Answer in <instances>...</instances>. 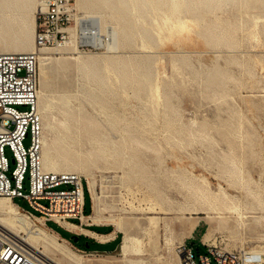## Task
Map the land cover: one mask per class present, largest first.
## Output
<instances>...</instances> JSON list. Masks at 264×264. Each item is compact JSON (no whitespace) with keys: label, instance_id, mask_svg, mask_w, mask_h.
<instances>
[{"label":"rangeland","instance_id":"obj_1","mask_svg":"<svg viewBox=\"0 0 264 264\" xmlns=\"http://www.w3.org/2000/svg\"><path fill=\"white\" fill-rule=\"evenodd\" d=\"M76 6L128 35L120 34L115 52L105 45L76 49L72 39L46 48V60L39 57L43 150L75 162L58 171L79 174L87 189L94 182L95 198L88 189L84 211L91 215L95 205V215L107 222L77 224L112 227L103 235L119 237L108 251L115 243L100 244L106 241L49 221L68 237L60 243L82 264H180L178 245L207 253L202 241L226 251L260 252L264 259L263 0L163 5L161 14L147 9L144 26L134 22V29L110 7ZM9 47L0 44L2 51ZM78 50L113 63L87 75L75 63ZM195 181L231 199L198 196ZM202 207L241 211L220 218ZM72 234L82 237L75 242ZM124 234L143 251L124 255Z\"/></svg>","mask_w":264,"mask_h":264},{"label":"built area","instance_id":"obj_2","mask_svg":"<svg viewBox=\"0 0 264 264\" xmlns=\"http://www.w3.org/2000/svg\"><path fill=\"white\" fill-rule=\"evenodd\" d=\"M97 27L86 22L75 0H42L36 11L34 45L61 47L72 39L76 48H97ZM102 38L107 39L105 33ZM39 62L36 51L0 50V197H8L18 211L42 226L49 221L89 225L83 177L72 171L45 169L42 159L43 121L38 106ZM29 137V144L25 140ZM9 150V157L6 150ZM27 181V187L25 182ZM21 198L26 206L16 201ZM207 253L196 254L181 243L180 264H264L260 252L226 251L201 242ZM0 264H52L39 252L0 226Z\"/></svg>","mask_w":264,"mask_h":264},{"label":"bare ground","instance_id":"obj_3","mask_svg":"<svg viewBox=\"0 0 264 264\" xmlns=\"http://www.w3.org/2000/svg\"><path fill=\"white\" fill-rule=\"evenodd\" d=\"M79 6L83 8H93L96 6H106L115 11L120 12V17L126 24L132 29L136 25L144 26L143 19L147 17V9H150L158 14H161V6H168L170 9H183L188 6L189 2L194 0H75ZM81 1V2H80ZM205 2H232L233 5L243 3L244 5L251 4L257 0H204ZM264 2V0H263ZM42 0H0V44L2 46L11 48L5 49L4 52H29L36 51L39 57L46 60L49 51L46 48L37 49L34 45V33L36 27V11L40 8ZM86 22L92 26H95L99 30L100 36L95 37L93 42L99 46L105 45L106 51L115 52L119 46L120 34L128 35V31L125 28H118L114 25H107L103 20L101 14H94L92 10L84 15ZM134 22L136 25H134ZM105 33L107 39L102 38V34ZM72 41V40H71ZM68 42L67 44L71 43ZM65 44V45H67ZM63 45V46H65ZM77 49V48H76ZM2 51V50H1ZM105 51V52H106ZM76 65L89 73H95V69L105 62L113 63L111 58H104L96 54L82 53L78 50V55L74 56ZM39 96V88H38ZM39 106V103H38ZM40 109V108H39ZM80 126V125H79ZM69 151V150H68ZM54 157L42 147V159L43 165L47 170L58 171L61 168H67L70 164H74L70 158L59 155ZM64 157V158H63ZM63 158V159H62ZM233 172V171H231ZM195 193L198 196H205L208 200H230L231 196L226 191H222L221 194H215L205 184L195 181L191 184ZM88 189L91 192L92 199L95 198L94 194V182L88 181ZM97 196V195H96ZM208 213L217 214L220 218H224V212L237 211L240 213L241 207H202ZM97 208L94 205V210L91 215H87L89 224H98L107 222L101 220L95 215ZM212 217V216H211ZM223 220V219H222ZM33 220L27 215L18 211L16 204H14L8 197H0V226L8 231L11 235L21 239L30 248L39 252L44 258L50 261L52 264H82L79 257L75 256L68 246L64 243H60V236L54 231H49L47 227L40 225L39 223H33ZM117 221V220H116ZM71 230L80 229L89 235H94L95 238H99L101 241H106L110 237L99 235L87 228L80 227L76 223H65ZM24 232L28 236L21 235ZM66 240V239H65ZM133 237L124 234L120 248L124 255H128L130 252L140 253L143 251L141 247L133 248ZM41 246L43 249H41ZM50 253L59 254L60 258L55 259Z\"/></svg>","mask_w":264,"mask_h":264},{"label":"crops","instance_id":"obj_4","mask_svg":"<svg viewBox=\"0 0 264 264\" xmlns=\"http://www.w3.org/2000/svg\"><path fill=\"white\" fill-rule=\"evenodd\" d=\"M53 222H54V221H53ZM55 223H56L59 227L63 228L64 230H66V231L69 232V233H71V232L84 233V231L78 232L77 230H71L70 228L68 229V228H66L65 226H63V225H61V224H59V223H57V222H55ZM65 225H66V224H65ZM86 228H87L88 230H91V232L93 231L94 233L99 234V235H103V234H105V233H107V234H111L110 232L112 231V228L109 229V227H100V228H97V229H93L92 226H90V227H86ZM53 230H54V229H53ZM54 232L57 233V234L61 237V234H60L57 230H54ZM84 235L87 236V237H89V236H90V237H95L94 235H89V234H87V233H84ZM116 236H117V235H116ZM116 236L111 235V238H109L108 240H106V242H103V243L100 242V244H111V243H115L114 247L111 248V249H109L108 251L114 250V249H116L117 246H118V242L116 241ZM97 243H99V242H97ZM96 250H99V249H96Z\"/></svg>","mask_w":264,"mask_h":264},{"label":"trees","instance_id":"obj_5","mask_svg":"<svg viewBox=\"0 0 264 264\" xmlns=\"http://www.w3.org/2000/svg\"><path fill=\"white\" fill-rule=\"evenodd\" d=\"M87 196H89V199H90V194H89V191H88V189L85 187V201H86V198H87ZM90 202H91V199H90ZM90 212V210L88 211V212H86V214H88ZM92 228L93 229H97L98 227H95V226H92ZM112 227H109V229H111ZM62 237H65V238H68V237H66V236H63V235H61ZM82 237V235H79V239ZM117 237H119V235H117ZM78 239V240H79ZM95 242V241H94ZM87 244H89V242L87 241L86 242ZM85 249H90L88 246L87 247H84ZM94 249H97V248H94Z\"/></svg>","mask_w":264,"mask_h":264},{"label":"water","instance_id":"obj_6","mask_svg":"<svg viewBox=\"0 0 264 264\" xmlns=\"http://www.w3.org/2000/svg\"><path fill=\"white\" fill-rule=\"evenodd\" d=\"M71 238H72L75 242H77L78 239H79V235H78V234H72Z\"/></svg>","mask_w":264,"mask_h":264}]
</instances>
